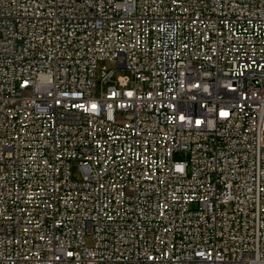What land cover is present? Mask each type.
<instances>
[{
  "label": "built area",
  "instance_id": "built-area-1",
  "mask_svg": "<svg viewBox=\"0 0 264 264\" xmlns=\"http://www.w3.org/2000/svg\"><path fill=\"white\" fill-rule=\"evenodd\" d=\"M0 264H264V0H0Z\"/></svg>",
  "mask_w": 264,
  "mask_h": 264
},
{
  "label": "rangeland",
  "instance_id": "rangeland-1",
  "mask_svg": "<svg viewBox=\"0 0 264 264\" xmlns=\"http://www.w3.org/2000/svg\"><path fill=\"white\" fill-rule=\"evenodd\" d=\"M99 68H98V74H100L102 67L105 65L108 70L110 69H115L117 74H126L127 71L125 68L122 67H117L115 62L110 61V60H101L99 61ZM173 157L175 159H184L188 160L190 157V154L188 151H175L173 153ZM71 175L73 179H81L82 178V171L79 165L78 160H73L72 161V167H71Z\"/></svg>",
  "mask_w": 264,
  "mask_h": 264
}]
</instances>
